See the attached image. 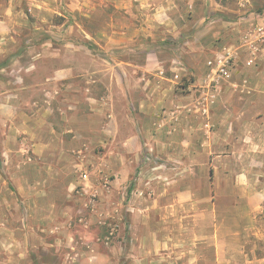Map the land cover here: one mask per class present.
<instances>
[{
	"label": "rangeland",
	"instance_id": "obj_1",
	"mask_svg": "<svg viewBox=\"0 0 264 264\" xmlns=\"http://www.w3.org/2000/svg\"><path fill=\"white\" fill-rule=\"evenodd\" d=\"M86 1L90 7L81 13L93 14L95 20L70 17L69 28L62 30L54 27L66 20L56 16L52 30L50 22L40 24L42 29L36 32L22 24L9 37L0 39V264L128 262L124 252L131 245V222L141 214L145 194L135 190L139 189L141 152L126 153V146L119 143L132 132V123L137 126L133 131H138L142 118L131 102L126 107L120 82L126 61L140 63L125 41L134 38L139 29L141 5L137 0H118L116 4ZM182 3L187 7L185 20L199 23L205 19L195 30L184 29L191 33L190 40L219 19L214 7L233 8L225 18L227 22L247 18L242 21L249 26L238 34V42L236 31L235 37L231 36L233 28L228 36L234 39L217 53L233 55V75L241 71V51L254 55L255 62L247 68L264 72V22L252 25L258 18L254 13L264 16V10H255L254 0ZM112 16L116 18L118 43L110 47L113 32L107 24ZM33 37L51 46L31 52L29 40ZM137 39L138 45L153 46V52L164 47L141 35ZM167 43L175 51L177 43ZM39 54L40 61L34 63V56ZM218 56L213 54L208 62ZM66 69L74 76L63 79L60 73ZM109 73H115L116 88ZM212 86L207 102L214 104L221 94L216 92L217 85ZM114 90L115 117L109 112ZM259 134L264 135V130ZM115 135L118 142L113 144ZM254 151L264 158V144L254 146ZM244 164L261 173L264 183V159ZM253 177V181L257 179ZM254 222L255 232L245 235V260L246 264H264L257 262V258L264 259V234H260V230L264 232V207ZM231 252L241 254L236 248Z\"/></svg>",
	"mask_w": 264,
	"mask_h": 264
},
{
	"label": "crops",
	"instance_id": "obj_2",
	"mask_svg": "<svg viewBox=\"0 0 264 264\" xmlns=\"http://www.w3.org/2000/svg\"><path fill=\"white\" fill-rule=\"evenodd\" d=\"M109 1L116 4L118 0ZM137 1L141 5L139 32L126 39L125 46L131 45L140 63L126 61L120 83L126 107L131 102L142 123L136 132L132 123V132L119 144L126 146V153L141 152L139 189L135 190L145 196L141 214L131 222V245L124 252L127 264H246L245 235L255 232L254 218L264 207L261 173L244 164L264 159L254 151V146L264 144V135L259 134L264 130V72L247 68L255 62L254 55L241 51L244 58L241 56L240 61L245 63L238 65L240 73L235 71L232 79L213 83L208 60L213 54L219 55L218 49L228 48L235 31L238 42V34L249 26L243 25L247 18L227 22L225 18L233 8L214 7L219 19L191 41V33L184 29L195 30L205 19L199 23L185 20L183 0ZM87 2L0 0V39L9 37L22 24L36 32L42 29L40 24L50 22L52 30L56 16L66 20L54 27L62 30L69 28L70 17L95 20L93 14L81 13L90 7ZM190 5L193 7V2ZM254 5L255 10H264V0H254ZM254 14L258 18L252 20L253 26L264 22L261 12ZM107 25L113 32L108 45L113 47L118 43L116 18L110 17ZM230 30L234 37L228 36ZM138 35L164 47L153 52L155 48L149 43L138 45ZM35 38L29 40L31 52L51 46ZM171 40L177 43L175 51L167 43ZM41 57L34 56V63ZM60 75L66 79L74 73L66 69ZM112 77L116 88L115 73ZM213 84L221 94L214 104L207 102ZM115 92L110 94L109 104L114 117ZM112 139L113 144L118 142L116 135ZM253 176L257 178L254 181ZM260 234L264 232L260 230ZM234 248L241 254L231 252ZM257 262L264 263V259L257 258Z\"/></svg>",
	"mask_w": 264,
	"mask_h": 264
},
{
	"label": "built area",
	"instance_id": "obj_3",
	"mask_svg": "<svg viewBox=\"0 0 264 264\" xmlns=\"http://www.w3.org/2000/svg\"><path fill=\"white\" fill-rule=\"evenodd\" d=\"M259 32L262 33V29H260ZM233 64L234 58L231 53L221 54L215 60H211L208 65L211 70V77L213 83L220 79H232ZM84 178L87 179L88 176H84Z\"/></svg>",
	"mask_w": 264,
	"mask_h": 264
}]
</instances>
